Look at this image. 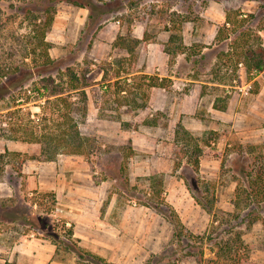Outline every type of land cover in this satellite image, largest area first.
Wrapping results in <instances>:
<instances>
[{
	"label": "rangeland",
	"instance_id": "obj_1",
	"mask_svg": "<svg viewBox=\"0 0 264 264\" xmlns=\"http://www.w3.org/2000/svg\"><path fill=\"white\" fill-rule=\"evenodd\" d=\"M88 1L91 9L56 4L45 38L56 69L40 67L38 76L33 59L42 61L31 52L30 40L34 16L40 14L25 12L28 7H43L44 2L0 0V83L14 89L19 78L31 72L33 79L25 89L36 83L50 89L62 85L68 91L71 74L84 86L87 115L79 128L95 140V147L86 155L61 153L54 161L77 155L73 165L80 171L88 168L91 183L104 182L103 211L114 196L108 218L119 236L116 249L107 251L110 262L149 264L154 256L165 255L163 264H197L195 254L189 256L174 243L173 223L155 206L163 202L186 230L206 236L211 215L196 204L187 183H194L196 194L223 213L232 209L240 171L253 165L264 168V70L248 68L253 55L264 48V0ZM228 12L243 22L238 31L245 33L236 45L238 32L233 34L226 24ZM150 42L166 54V74L172 76L165 78L167 101L173 104L163 110L143 108L150 97L154 99L149 77H159L158 71L139 73L147 64L150 68L146 60ZM27 52L31 56L24 58ZM49 76L51 81L43 82ZM42 92L28 102L24 96L20 103L14 101L13 92L0 100V155L4 156L0 159V230L15 240L34 231L25 217L38 228L34 233L44 237L38 217L47 218L52 207L48 193L53 191L41 187L32 166L48 163L40 160L42 148L33 137L55 130L66 106H57L56 97ZM68 93L62 96L78 102L79 94ZM179 122L203 149L198 173L186 163L175 167L174 130ZM153 176L160 184H151ZM79 177V184L86 187L87 175ZM144 201L153 206H145ZM261 216L259 222L242 228L256 263H264V209ZM50 217L58 221L64 214L54 207ZM210 255L205 249V257ZM55 259L58 264H75L72 255Z\"/></svg>",
	"mask_w": 264,
	"mask_h": 264
},
{
	"label": "trees",
	"instance_id": "obj_2",
	"mask_svg": "<svg viewBox=\"0 0 264 264\" xmlns=\"http://www.w3.org/2000/svg\"><path fill=\"white\" fill-rule=\"evenodd\" d=\"M44 6L28 7L25 13L32 14L38 10L40 15L34 16L35 24L32 28L33 36L30 43L33 44L31 52L36 56H40V61L33 59V62L38 68L37 75L41 76L42 71H39L40 67H45V71H52L56 69V61L52 59L48 53L50 44L45 40L46 35L53 23V14L55 12V6L60 2L71 3L78 7H86L91 9L90 1L82 2L80 0H43ZM252 16V15H251ZM43 18V19H42ZM40 20V24L37 21ZM240 22V23H239ZM242 21L234 20L230 12L226 16V24L231 26L232 33L238 36L234 39L235 45L238 43L237 38H243L245 32L238 31L241 27ZM233 26V27H232ZM244 26V24H243ZM220 33V31H219ZM120 40V39H118ZM31 56L30 52H27L24 58ZM256 57V58H255ZM248 63V68H254L255 70H264V48L259 50V53H255ZM15 72L19 70L14 69ZM62 77V76H61ZM33 79V73L28 72L24 78H19V83L13 89H6L5 83H0V100L5 99L11 95L14 101L20 103L23 96L25 101L28 102L30 97H40L44 95L42 89L47 90L46 97H56L57 106L63 103L66 106V111L59 116L62 121L55 123V130L42 133L37 137H33V141L38 142L41 145L42 153L40 160L44 162L54 161L61 153L81 154L86 155L93 152L95 147V140L91 137L84 135L80 131V124L84 122L87 115V101L88 95L84 90V86L79 84V79L71 74L70 76V90H65L61 85L57 88L50 89L47 85L39 87L36 83L30 89H25V85L28 81ZM43 82L51 81L52 77L47 79L42 78ZM150 87H166V78L149 77ZM18 89L23 90L17 91ZM65 92H73L79 94L78 102L70 101L64 98L62 95ZM29 93V94H27ZM68 93V94H69ZM17 103V104H18ZM16 106V105H15ZM147 106L144 105L143 108ZM203 154V149L199 145V141L195 139L193 134L188 130L182 122L176 124L174 130V152L175 167L181 168L184 163L188 164L192 171L198 173L200 167V158ZM4 156L0 155V159ZM151 184H160V179L157 176L150 178ZM245 182V184H244ZM187 187L190 190L195 202L200 208L211 215L210 228L206 236L193 235L183 227L178 215L168 205L159 203L155 206L157 210L162 211L174 226V243L177 246L186 250V254L196 255L197 264H264L256 263L251 260L250 248L244 242L243 239V227H250L255 223L262 220L261 212L264 209V168L260 166H250L248 169H242L240 171V178L235 189L234 198L232 201V209L228 212L218 213L214 210L213 203L204 196H198L194 191L195 185L190 182L187 183ZM207 190V189H206ZM51 198L52 207L47 211V218L43 216L38 217L39 224L42 226V234L44 239L49 240L55 246V258L60 255H72L75 259V264H116L107 261L105 258L96 255L79 244V240L74 237L73 226H69L67 221L60 219L58 221L51 219L53 208L56 206V197L54 192L48 193ZM143 204L147 207H152L153 204L148 201H144ZM38 205V203H37ZM164 206L167 209H162ZM169 213V214H168ZM26 222L31 225L33 232L37 231L35 224L30 222L29 217H25ZM49 230L48 233H44L43 230ZM40 232V231H39ZM192 243H187L189 241ZM186 242V243H185ZM185 243V244H184ZM209 249L211 255L205 257V249ZM178 249L174 248L172 253H176ZM164 256H154L149 264H163ZM63 259V258H62ZM170 261H173L170 257H167ZM177 260V258H175ZM167 262V261H166ZM9 264V263H6Z\"/></svg>",
	"mask_w": 264,
	"mask_h": 264
},
{
	"label": "crops",
	"instance_id": "obj_3",
	"mask_svg": "<svg viewBox=\"0 0 264 264\" xmlns=\"http://www.w3.org/2000/svg\"><path fill=\"white\" fill-rule=\"evenodd\" d=\"M138 30L140 29L137 28L134 32ZM147 48L149 56L146 60L150 63V68L148 69L147 64L145 71L139 73L150 74L152 70L158 71L157 75L160 78H172L171 75L166 74V54L152 42L147 45ZM150 89L154 99L150 97L151 100H148L145 110L150 107L163 110L168 104H173L167 101L166 87H151ZM66 156L67 159L63 161H49L45 167L38 162L32 166L37 169L35 173L39 180L41 179V187L55 193L57 201L55 207L63 211V220L67 221L69 226H73L74 237L79 240V244L109 261L107 251L116 249L118 245L115 244V240L119 236V230L108 218L115 201L114 196L110 198L106 210L103 211L101 196L104 182L98 185L91 183L88 168L85 167L84 171H80V168L73 165L77 162V155ZM44 168L47 169L46 172ZM23 173H25L24 170ZM81 173L87 175V178L83 177L85 181L87 180L86 187L79 184ZM47 176L49 179L46 178ZM92 184L93 186H90ZM55 261V246L49 240L37 236L34 232L29 233L25 238L15 240V238L8 237L4 230H0V264H58Z\"/></svg>",
	"mask_w": 264,
	"mask_h": 264
}]
</instances>
